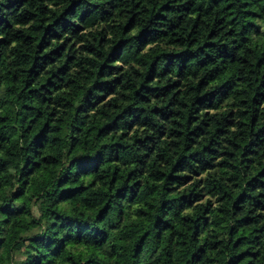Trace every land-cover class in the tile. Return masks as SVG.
Masks as SVG:
<instances>
[{"label": "trees", "instance_id": "1", "mask_svg": "<svg viewBox=\"0 0 264 264\" xmlns=\"http://www.w3.org/2000/svg\"><path fill=\"white\" fill-rule=\"evenodd\" d=\"M0 264H264V0H0Z\"/></svg>", "mask_w": 264, "mask_h": 264}]
</instances>
